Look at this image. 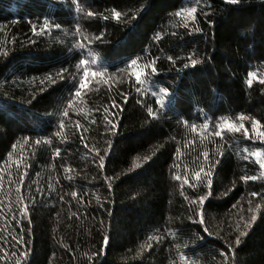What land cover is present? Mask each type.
Returning <instances> with one entry per match:
<instances>
[{"label":"trees","instance_id":"trees-1","mask_svg":"<svg viewBox=\"0 0 264 264\" xmlns=\"http://www.w3.org/2000/svg\"><path fill=\"white\" fill-rule=\"evenodd\" d=\"M261 164L264 0H0V264H264Z\"/></svg>","mask_w":264,"mask_h":264},{"label":"snow or ice","instance_id":"snow-or-ice-1","mask_svg":"<svg viewBox=\"0 0 264 264\" xmlns=\"http://www.w3.org/2000/svg\"><path fill=\"white\" fill-rule=\"evenodd\" d=\"M227 2H228V3H233V4H234V3H237L238 0H227ZM88 15L91 16L92 13L89 12ZM177 15H179V13H177ZM56 27L58 28L59 25H57ZM93 62H94V61H93ZM81 63H84V61H81ZM131 63H132L133 65H135V64H136V61L133 60V61H131ZM191 64H192L193 66H195V65L197 64V61H196L195 59H192V60H191ZM64 71H66V70H64V69L61 70V72H64ZM57 75L59 76L60 79H63V75H61V73H58ZM47 78H50V77H46V79H47ZM249 83H251V82L249 81ZM165 91H166V89H161V92H165ZM157 102L159 103L160 101H157ZM229 127H231V125H229ZM217 135H220V133H217ZM100 159L103 160L104 157H100ZM260 167H261V168H264V164H261ZM249 179H254V177H249ZM72 195L75 196L76 193L73 192ZM252 219H253V221H254V220L256 219V217L253 216ZM241 235H243V233H241ZM237 243H239V240H237Z\"/></svg>","mask_w":264,"mask_h":264},{"label":"rangeland","instance_id":"rangeland-1","mask_svg":"<svg viewBox=\"0 0 264 264\" xmlns=\"http://www.w3.org/2000/svg\"><path fill=\"white\" fill-rule=\"evenodd\" d=\"M79 40L85 41V36H84L83 38L79 39ZM85 52L87 53L88 51L85 50ZM86 61H87V60H86Z\"/></svg>","mask_w":264,"mask_h":264}]
</instances>
